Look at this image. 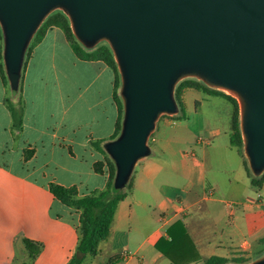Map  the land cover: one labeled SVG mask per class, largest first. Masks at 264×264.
I'll list each match as a JSON object with an SVG mask.
<instances>
[{"label":"crops","instance_id":"1","mask_svg":"<svg viewBox=\"0 0 264 264\" xmlns=\"http://www.w3.org/2000/svg\"><path fill=\"white\" fill-rule=\"evenodd\" d=\"M65 58L72 70L91 73L84 85L77 86L78 96L89 97L87 109L64 87L60 90L57 74L48 83V72L59 61L64 65ZM1 63L0 43V264H66L76 249L80 211L60 202L50 184L74 187L78 196L105 188V155L94 143L102 146L114 134L115 73L101 60L78 58L57 27H49L32 47L18 97L8 94ZM189 90L202 93L194 101L195 112L205 103L222 104L217 98L232 105L220 95L185 86L180 93L183 110ZM8 99L22 110L19 126L13 123ZM86 110L91 114L82 117ZM233 111L232 105L228 130L205 133V144L211 145L208 161L168 142L160 145L159 152L151 148V155L134 168L131 187L116 207L108 236L94 255L87 254L91 259L83 257V264H101L98 257L107 249L106 264H144L145 250L151 264H171L155 243L161 236L167 239V230L177 221L190 242L193 261L188 264H204L210 256L242 264L264 251V182L260 187L251 184L242 150L230 143ZM182 118L184 126L175 125L169 142H188L192 136L195 120L185 110ZM227 133L228 142L219 144ZM97 162H102L100 171L94 168ZM152 219L158 225L145 234L143 224ZM124 250L128 254L122 257Z\"/></svg>","mask_w":264,"mask_h":264},{"label":"water","instance_id":"2","mask_svg":"<svg viewBox=\"0 0 264 264\" xmlns=\"http://www.w3.org/2000/svg\"><path fill=\"white\" fill-rule=\"evenodd\" d=\"M55 11L81 46L106 43L113 56L122 118L102 148L115 190L151 155L159 118L180 116L175 90L186 79L236 100L248 171L264 173V0H0L1 62L12 98L27 49ZM242 264H264V251Z\"/></svg>","mask_w":264,"mask_h":264},{"label":"trees","instance_id":"3","mask_svg":"<svg viewBox=\"0 0 264 264\" xmlns=\"http://www.w3.org/2000/svg\"><path fill=\"white\" fill-rule=\"evenodd\" d=\"M56 26L61 28L64 31L65 37L67 41L70 43V46L74 52V54L84 60H101L110 66L115 73L114 80V92L113 99L118 108V118L115 125L114 134L111 137L115 138L120 130L121 118H122V104L119 94L117 93V88L119 87V76L117 73L116 65L113 60V56L111 51L106 43H100L93 49H86L81 46L73 37L69 23L65 15L60 11H55L51 13L42 23L40 28L37 30L34 35L28 49L26 52L25 60L29 57L32 47L36 42H38L47 27ZM0 41H1V31H0ZM25 65V61H24ZM24 67V66H23ZM1 73L2 80L5 84H7L3 66L1 63ZM21 82V81H20ZM185 86L194 87L197 89H202L209 95H220L227 100H229L233 107V116L231 123V134H230V143L232 145L241 147V137L238 130V107L237 102L231 96L217 91L211 88L206 87L202 83L193 80L186 79L181 81L175 90V99L180 108L181 115L184 116V110L180 100L181 89ZM20 92V86H19ZM19 92L17 97L19 96ZM8 108L13 120V123L16 126H19L21 123V108H16L11 100H7ZM165 115H162L163 117ZM94 145L99 148L103 154L105 155V163L107 166L108 173V182L104 189L94 190L89 194L78 196L77 191L74 187H63L57 184H50V192L64 205L75 208L80 211L79 217V225H78V241L76 245V249L70 260L66 264H83V257L87 254L94 255L97 252L98 244L106 239L109 233V227L116 210L118 203L123 200L126 196V189L131 187V179L126 186V189L122 191H117L113 188L112 182L114 177V166L105 151L103 150L100 142H95ZM102 162H97L94 164V168L97 171L101 170ZM245 167L247 174L250 178V182L255 187H260L264 182V173L260 177H253L247 168L246 162ZM167 239H160L155 243V247L159 250L164 256L168 257L171 260V264H183L188 263L193 258H190L189 248L187 247L188 238L184 230V226L180 221H177L173 224L172 228L167 230ZM187 242V243H186ZM165 244V245H164ZM26 247L29 248V242H25ZM175 251L177 255L175 256ZM196 258V257H195ZM194 258V259H195ZM198 257L195 259L197 260ZM228 262V259L219 257V256H210L204 260V264H224Z\"/></svg>","mask_w":264,"mask_h":264},{"label":"rangeland","instance_id":"4","mask_svg":"<svg viewBox=\"0 0 264 264\" xmlns=\"http://www.w3.org/2000/svg\"><path fill=\"white\" fill-rule=\"evenodd\" d=\"M50 27H56V26H50ZM49 27H47L48 29ZM59 28V27H57ZM46 29V30H47ZM61 29V28H60ZM45 30V31H46ZM62 30V29H61ZM63 31V30H62ZM64 32V31H63ZM1 48H2V42ZM68 59L65 58V64L63 65L60 61L57 62V66L55 68H52L48 72V76H46L48 83L51 85L53 83L54 74H57V85L60 87V90L62 87H64V92L66 90V93L69 92L72 99H77L79 104L82 106V108L87 109L89 107L90 101L87 93L78 96V89L77 86H82L86 83L88 80V77L91 75L89 71H78L77 69L72 70L73 67L71 65H68ZM119 87L117 88L118 93ZM10 94V93H8ZM59 97L61 96V91H59ZM52 96V94H51ZM202 96L201 91H195V90H189L185 93V114L188 113L191 119L195 120L194 127L192 128L193 134L190 137L188 142L183 143H173L169 142V136L171 133L176 130L177 127L175 125L179 124V126H184L185 122L183 121L184 118L180 116H163L160 117L155 131L153 132L151 139H149L148 144L150 145V148H152L154 151L159 152L160 151V145L165 144L168 142L171 144V146H179L182 148V150H185L187 152H190L191 150L196 151L197 158L206 159V161L209 160V154H210V147L211 145H206V139H205V133L212 129H222L223 127H229L230 123V117L232 112V105L228 102L223 101L220 98H217L218 101L222 102V104L218 103H205L201 108H198V110L195 112V105L194 101L195 99H200L199 97ZM91 114L89 111L82 112V117H87ZM181 115V114H180ZM180 121V122H179ZM85 127L82 129V133L84 132ZM226 130V132H227ZM229 133L226 135H222V138L219 141V144H225L229 140ZM155 139V141H154ZM201 140L202 143H197L196 140ZM213 146V145H212ZM242 150V148L240 147ZM206 155H204V153ZM220 177L224 174L219 173ZM126 189V188H125ZM126 191V190H125ZM155 219V218H154ZM154 219L146 220L143 224V231L145 234L150 233L153 227L158 225V222ZM142 226H139L141 229ZM166 239L164 236H161L158 238L160 239ZM158 240L156 242H158ZM151 251V246L149 247ZM109 249L103 251L102 255L98 257V263L106 264L110 254L108 253ZM146 253L144 264H151L150 259V253H148L147 250L144 251ZM152 252V251H151ZM88 259H91L92 257L87 255ZM163 259V258H162ZM136 260V259H135ZM134 260V261H135ZM188 261H191L188 259ZM136 262V261H135ZM190 263V262H188ZM186 263V264H188Z\"/></svg>","mask_w":264,"mask_h":264},{"label":"built area","instance_id":"5","mask_svg":"<svg viewBox=\"0 0 264 264\" xmlns=\"http://www.w3.org/2000/svg\"><path fill=\"white\" fill-rule=\"evenodd\" d=\"M127 254H128V252L125 251V250L121 252V256H122V257L126 256Z\"/></svg>","mask_w":264,"mask_h":264}]
</instances>
